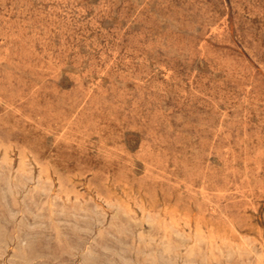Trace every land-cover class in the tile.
Segmentation results:
<instances>
[{
    "label": "rangeland",
    "instance_id": "rangeland-1",
    "mask_svg": "<svg viewBox=\"0 0 264 264\" xmlns=\"http://www.w3.org/2000/svg\"><path fill=\"white\" fill-rule=\"evenodd\" d=\"M87 263L264 264V0H0V264Z\"/></svg>",
    "mask_w": 264,
    "mask_h": 264
},
{
    "label": "bare ground",
    "instance_id": "bare-ground-1",
    "mask_svg": "<svg viewBox=\"0 0 264 264\" xmlns=\"http://www.w3.org/2000/svg\"><path fill=\"white\" fill-rule=\"evenodd\" d=\"M50 195V194H49ZM88 264V263H87Z\"/></svg>",
    "mask_w": 264,
    "mask_h": 264
}]
</instances>
